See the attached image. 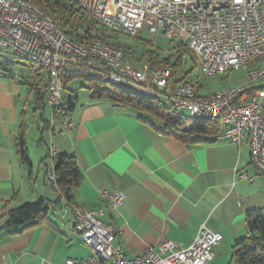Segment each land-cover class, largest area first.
Instances as JSON below:
<instances>
[{
	"label": "crops",
	"instance_id": "crops-1",
	"mask_svg": "<svg viewBox=\"0 0 264 264\" xmlns=\"http://www.w3.org/2000/svg\"><path fill=\"white\" fill-rule=\"evenodd\" d=\"M108 100L89 96L85 103L77 99L67 115L59 112L53 117L59 125L49 127L53 135L59 132L57 144L35 159L29 126L25 161L17 138L24 111L30 121L33 97L18 76L0 72V264H67L84 258L77 252L84 242L74 229L73 206L64 199L50 222L25 230V225L6 226L12 208L59 198L47 177L53 151L78 159L82 180L73 197L79 205L103 207L104 190L125 194L104 220L121 229L117 241L129 257L166 240L188 247L203 224L224 235L221 245L233 246L247 235V211L264 205V175L252 165L247 143L214 138L188 144L159 132L148 115ZM240 172L254 179H241Z\"/></svg>",
	"mask_w": 264,
	"mask_h": 264
},
{
	"label": "built area",
	"instance_id": "built-area-1",
	"mask_svg": "<svg viewBox=\"0 0 264 264\" xmlns=\"http://www.w3.org/2000/svg\"><path fill=\"white\" fill-rule=\"evenodd\" d=\"M91 19L114 31L141 37L161 35L168 43H184L206 74L247 69L246 84L201 94L190 82L174 83L170 68L151 67L126 55L125 49L102 40L80 42L31 0H0V46L12 49L49 74L48 103L53 117L65 103L68 75L88 73L115 85H126L147 97L172 105L199 119L219 120L216 140L247 143L251 162L264 175V0H77ZM79 34L84 29L75 26ZM74 128V123L68 124ZM47 177L56 183V157ZM239 178L253 176L240 172ZM100 208L73 206L74 229L96 254L67 264H210L224 235L201 225L188 247L166 240L129 257L117 237L121 229L106 222L123 204L121 191H103Z\"/></svg>",
	"mask_w": 264,
	"mask_h": 264
},
{
	"label": "trees",
	"instance_id": "trees-1",
	"mask_svg": "<svg viewBox=\"0 0 264 264\" xmlns=\"http://www.w3.org/2000/svg\"><path fill=\"white\" fill-rule=\"evenodd\" d=\"M31 1L44 11L57 15L59 24L73 39L80 42L102 40L114 47L125 49L126 55L138 62H148L151 67L170 68L174 76V83L185 81L195 85L191 79V72H186L180 79H175L185 64L184 56L189 53V49L184 43H168L169 48H172L174 52L166 54L163 49L155 44L154 39L142 40L140 37L126 34L132 38L131 42L126 43L121 38V35L125 33L111 30L91 19L77 0ZM75 26L82 27L84 34H79L75 30ZM8 51L0 53V72L10 76H18L19 81L27 86L29 94L33 97L35 105L33 112L37 113L48 105L50 85L48 71L42 66L36 67L33 62L28 61L20 53L14 51L11 54ZM20 59H25V62L22 63ZM18 65H23L21 73L14 72ZM28 73L32 75L28 76ZM77 77H82L87 81V89L91 99H109L117 105L133 107L140 113L148 115L149 119L146 120L159 132L182 142L192 144L211 141L223 129L219 120L193 118L186 112L176 110L170 104L147 97L134 88L126 85H115L88 73L68 75L66 88L69 81ZM196 87L200 90L198 86ZM77 99V96L71 97L58 111H54L55 117L59 112L64 116L67 115L74 108V102ZM43 122L44 129H49L50 123L45 120ZM28 129V116L24 111V121L17 138V147L21 158L25 161H29ZM55 160L57 181L53 183V186L59 193V198L57 200L40 198L34 202H26L12 208L8 212L6 226L25 225L23 228L25 230L50 222L53 208L63 199L72 206H80L73 197V190L82 180L77 157L61 152L57 153ZM246 222L247 235L236 239L232 246L231 259L227 264H264V205L248 210Z\"/></svg>",
	"mask_w": 264,
	"mask_h": 264
},
{
	"label": "rangeland",
	"instance_id": "rangeland-1",
	"mask_svg": "<svg viewBox=\"0 0 264 264\" xmlns=\"http://www.w3.org/2000/svg\"><path fill=\"white\" fill-rule=\"evenodd\" d=\"M121 38L125 40L126 43L132 41V38L127 36L126 34H122ZM139 38V37H138ZM137 38V39H138ZM142 40H150L152 36L147 32H144L140 37ZM155 44L164 50V53L170 54L173 53L174 50L169 48L168 42L166 39L162 38L161 35H157L153 38ZM178 43L175 42L174 44ZM142 46V45H140ZM9 50V51H8ZM9 52L11 54L14 53L12 49H6L0 46V53ZM185 64L180 73L175 76V79H180L184 73L191 72V79L193 83L200 88V92L203 95H210L211 93L228 87H236L243 84H246L248 79L247 69L242 68L239 70L232 71L230 73L220 74V75H208L204 72L203 68L200 66V61L194 55H190V52L184 56ZM22 63L25 62V59H20ZM39 66L37 63H34ZM23 65H18L15 67L14 72L21 73L23 70ZM77 96L80 103H85L89 101V91L87 89V81L82 77L74 78L69 81L67 84V88L64 91L65 102L73 97ZM48 100V99H47ZM109 101V100H108ZM110 103V102H109ZM35 106L31 103L29 110L30 114V132H29V140H30V149L32 150L33 159L37 157L44 150L52 149L54 144H57L59 132L56 135L52 134L50 129H44V122H49L53 126H58L57 119H53V109L48 104L45 108L40 109L37 113H34ZM41 115V116H40ZM43 119H42V118ZM38 126L41 129H38ZM41 144V145H40ZM226 244V243H225ZM221 245L217 250V255L210 262V264H227L232 256V245ZM77 252H81L84 255V258H89L92 255L96 254V251L86 243H82L78 248Z\"/></svg>",
	"mask_w": 264,
	"mask_h": 264
}]
</instances>
